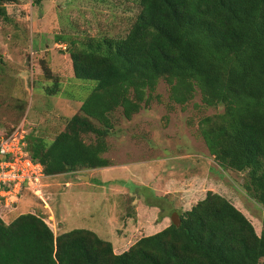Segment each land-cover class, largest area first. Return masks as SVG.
<instances>
[{
  "label": "trees",
  "instance_id": "obj_1",
  "mask_svg": "<svg viewBox=\"0 0 264 264\" xmlns=\"http://www.w3.org/2000/svg\"><path fill=\"white\" fill-rule=\"evenodd\" d=\"M138 1L124 38L56 37L68 41L74 75L89 95L52 142L28 135L31 158L46 176L111 167L105 154L116 113L132 120L164 80L173 105L184 108L199 92L204 107H224L199 121V136L222 169L246 174L247 195L264 207V0ZM29 16L18 0H0V18ZM60 88L44 86L48 96ZM9 208L0 207V264H264V233L212 191L179 213L180 227L162 219L155 234L122 253L90 230L56 235L36 214L7 224Z\"/></svg>",
  "mask_w": 264,
  "mask_h": 264
},
{
  "label": "rangeland",
  "instance_id": "obj_2",
  "mask_svg": "<svg viewBox=\"0 0 264 264\" xmlns=\"http://www.w3.org/2000/svg\"><path fill=\"white\" fill-rule=\"evenodd\" d=\"M18 2L22 10L29 12V19L6 21L0 18V137L25 122L29 124L28 135L34 133L52 142L65 130L68 120L80 111L82 100L89 95L83 89L88 86L87 82L74 75L68 41L57 44L56 37L124 38L141 7L138 0ZM57 81L61 84L59 95H46L44 86H52ZM223 112L222 106L204 107L199 92L184 108L171 104L168 85L161 80L151 104L132 120L127 121L120 112L115 115L114 134L108 138L111 148L105 157L112 166L125 167L129 181L108 182L114 178H107L105 169L47 176L34 191L26 190L17 203L9 206L15 210H6L9 214L6 223L10 224L22 214H36L56 235L75 229L90 230L111 242L114 250L124 243V249L119 252L122 253L143 236L155 234L162 216L188 211L212 191L242 211L261 235L264 207L247 195L243 187L246 174L222 169L210 156L198 133V123L203 117ZM175 156L186 159L168 160L164 167L167 179L184 181L170 190L177 201L172 205L169 199L165 202L154 197L152 190H159L148 177L151 165L147 163ZM88 174H92L91 180ZM78 175L89 179L77 180ZM196 176L206 180L197 184ZM83 181L86 183L79 187L78 183ZM189 190H197V195L188 198V203H178L174 193L187 194ZM81 191L84 194L82 202L78 203ZM139 201L145 206H152L150 201H153L160 207L151 223L141 228L136 211Z\"/></svg>",
  "mask_w": 264,
  "mask_h": 264
},
{
  "label": "built area",
  "instance_id": "obj_3",
  "mask_svg": "<svg viewBox=\"0 0 264 264\" xmlns=\"http://www.w3.org/2000/svg\"><path fill=\"white\" fill-rule=\"evenodd\" d=\"M29 124L22 122L0 137V207L17 203L27 191H34L47 176L41 163L27 151Z\"/></svg>",
  "mask_w": 264,
  "mask_h": 264
},
{
  "label": "crops",
  "instance_id": "obj_4",
  "mask_svg": "<svg viewBox=\"0 0 264 264\" xmlns=\"http://www.w3.org/2000/svg\"><path fill=\"white\" fill-rule=\"evenodd\" d=\"M160 152H162V151H160ZM178 158L186 159L185 156H182V157L175 156V157H171V158L166 157L164 159L158 158L156 160H150L147 163V165H149V164L151 165V166L148 167L149 168L148 171H147L148 177L150 178L151 183L156 188H158V190H159V191H157V189H153L152 190V191H154L153 192L154 197L162 199L165 202H167V200L169 199L168 201H171V204H172V202H177V201L175 200V198H173L171 196L173 194L171 193L170 190L171 189L173 190L177 185L182 184L184 181L182 182V179H175V180H172V178L167 179L166 178V171L167 170L165 171L164 167L166 168V163L168 162V160L178 159ZM123 168H125V167L115 166V165H113L112 167L103 168V169L107 170V172H106L107 173L106 175H108L107 178H109V176L114 178V180L110 179V181H108V182L112 181V182L117 183V184L118 183L119 184L120 183L124 184L125 182L129 181L130 179L127 177L129 172L126 171ZM112 169H114V170H112ZM100 170H102V169H100ZM93 171H95V170H93ZM116 171H118V172L120 171L119 172L120 174H113V172H116ZM87 172H89V171H87ZM88 176L90 177V176H92V174H88ZM80 177H83V176L78 175L77 176V180H80ZM130 177H132V176H130ZM194 178H196V183L200 184V185L203 184V182L206 180V178L204 179L203 177H200V176H196ZM91 179H92V177H90V180ZM85 183H86V181L78 183V186L81 187ZM205 183H207V182H205ZM196 191L189 190V192H187V194H182V193H176L175 194L174 193V195H175L176 198L179 199L180 202H178V203H185V202L188 203L189 201L187 199L192 197V196L195 197L197 195ZM81 193H82V196L80 198H78V199H80V201H78V203L82 202V198H83V194L84 193L82 191H81ZM153 194H152V196H153ZM150 204L152 205V207L151 206H145L142 201H139L138 204L136 205V211L138 213L137 215H138V222H139V227L140 228L145 226V225L150 224L151 223L150 220H152L154 218V216L156 214H158L159 211H160V209H159L160 207H158L157 205L153 204V201H150ZM167 218H171V217L162 216V219H164V220L167 219ZM123 249H124V243H121L118 246L117 250H115V251H118V253H119Z\"/></svg>",
  "mask_w": 264,
  "mask_h": 264
},
{
  "label": "water",
  "instance_id": "obj_5",
  "mask_svg": "<svg viewBox=\"0 0 264 264\" xmlns=\"http://www.w3.org/2000/svg\"><path fill=\"white\" fill-rule=\"evenodd\" d=\"M88 179L89 178L87 176L80 177V180H86V181H88ZM171 222H172V224H174L177 227H180L181 226V218H180L179 213L175 212V213L172 214V216H171Z\"/></svg>",
  "mask_w": 264,
  "mask_h": 264
}]
</instances>
